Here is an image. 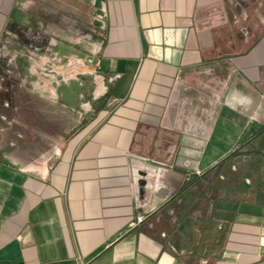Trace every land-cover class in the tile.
Wrapping results in <instances>:
<instances>
[{
	"label": "crops",
	"instance_id": "obj_1",
	"mask_svg": "<svg viewBox=\"0 0 264 264\" xmlns=\"http://www.w3.org/2000/svg\"><path fill=\"white\" fill-rule=\"evenodd\" d=\"M7 45L0 264H264V0H0Z\"/></svg>",
	"mask_w": 264,
	"mask_h": 264
},
{
	"label": "rangeland",
	"instance_id": "obj_2",
	"mask_svg": "<svg viewBox=\"0 0 264 264\" xmlns=\"http://www.w3.org/2000/svg\"><path fill=\"white\" fill-rule=\"evenodd\" d=\"M90 38H93V31L91 29V26L89 24H87L86 26H82L80 41L77 44H75V46L77 47L76 49L78 51V56L80 57V62H79L80 66L84 69L91 68V64H92L91 54L96 49L93 48L92 45H90L89 43L91 40ZM91 48H93L92 52L90 51ZM7 49H8L7 51H4L5 49H2L3 52L2 51L0 52V71L2 73L9 75L12 74L10 70L22 68V66L25 63V59L27 58L25 54H27V50L30 49L21 47L22 52L19 51L21 54L16 56L14 60H10L11 53L13 51H18V48H16L14 45H7Z\"/></svg>",
	"mask_w": 264,
	"mask_h": 264
},
{
	"label": "water",
	"instance_id": "obj_3",
	"mask_svg": "<svg viewBox=\"0 0 264 264\" xmlns=\"http://www.w3.org/2000/svg\"><path fill=\"white\" fill-rule=\"evenodd\" d=\"M140 183H141V184H144V182H143V181H140Z\"/></svg>",
	"mask_w": 264,
	"mask_h": 264
}]
</instances>
